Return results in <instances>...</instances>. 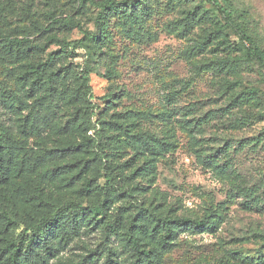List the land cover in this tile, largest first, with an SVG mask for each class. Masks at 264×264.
Wrapping results in <instances>:
<instances>
[{"label": "trees", "instance_id": "16d2710c", "mask_svg": "<svg viewBox=\"0 0 264 264\" xmlns=\"http://www.w3.org/2000/svg\"><path fill=\"white\" fill-rule=\"evenodd\" d=\"M77 2L97 9L94 31L56 13H49L43 23L26 12L24 22L12 0H0V71L15 64L12 76L21 87V94L3 93V109L15 122L11 126L8 118L0 119V264H121L119 249L130 264H166L183 234L214 233L218 221L158 208V193L135 183L156 179L160 158L175 148L174 136L159 137L141 128L133 112L115 109L116 62L106 49V30L112 21L129 33L139 30L157 0ZM166 2V7L179 9L174 23L190 42L187 53L195 66L214 74L218 93L226 96L229 108L238 109L240 116H234L233 124L245 128L264 121V91L244 88L240 74L244 67H255L264 85V46L253 13L237 9L229 0ZM56 27L78 28L82 37L69 41ZM51 46L59 49L48 52ZM80 50L84 64L63 65ZM94 73L112 83L100 98L103 106L94 102ZM64 108L72 110L63 122L57 114ZM185 125L198 137L205 134L208 120ZM45 132L48 138L39 152L28 147ZM262 144L264 131L238 148L260 149ZM195 145L204 167L216 173L232 168L229 142L216 148L200 145L197 139ZM122 146L131 147L133 155L123 158ZM53 186L70 192L54 198ZM232 189L244 199L245 208H264V187L250 188L240 178ZM92 234L100 240L95 248L86 242ZM75 245L84 254L63 259ZM229 254L234 262L228 264H246L244 254ZM257 264H264L262 257Z\"/></svg>", "mask_w": 264, "mask_h": 264}, {"label": "rangeland", "instance_id": "374dc122", "mask_svg": "<svg viewBox=\"0 0 264 264\" xmlns=\"http://www.w3.org/2000/svg\"><path fill=\"white\" fill-rule=\"evenodd\" d=\"M77 1L12 0L18 18L23 20L27 18L28 12L34 19L44 23L49 13H56L64 19L71 17L83 30L94 31L97 9L89 4L81 7ZM229 1L239 10L249 9L253 13L264 46V0ZM157 3L153 14L139 26V30L129 33L126 26L115 24L114 21L106 30V49L116 62L117 76L112 83L119 98L115 109L133 112L140 119L141 128L159 137L174 136L175 148L160 158L156 179L153 182L138 179L135 183L147 187L149 193H158L154 201V205L161 204L158 208L166 206L197 218L211 216L218 221L214 233L183 234L179 247L168 256L166 264H228V261L234 262L230 252L244 254L246 264H257L258 258L264 260V208H245L244 199L236 195L232 186L241 178L250 188L264 187V144L260 149L249 145L243 150L238 148L240 143L253 142L264 131V121L245 128L233 124L234 116H240L238 109L229 108L226 96L218 93L215 75L197 68L187 53L190 42L179 35L174 23L176 18H180L179 9L166 7V0H157ZM55 31L69 41L82 37L78 28L66 31L56 27ZM40 43L45 44V41L41 40ZM58 49L57 46H51L48 52ZM85 60L84 52L80 50L77 51V57L63 60V65L69 63L74 67L84 64ZM6 65L0 71V119L8 118L9 125L13 126L14 115L3 109L6 102L3 93L11 91L21 94V87L12 76L16 65ZM103 65L102 62V74L106 70ZM240 74L244 88H260L264 91L261 73L257 68L244 67ZM112 83L96 73L91 75L96 104L104 105L100 98L109 92ZM71 110L62 109L57 114L58 120L64 122ZM205 119L208 120V126L202 136L192 135L193 130L190 131L185 125L186 122H201ZM41 136L29 142L28 147L35 152L40 151L39 145L44 139L47 141L48 133ZM197 139L200 145L210 144L216 148L229 142L232 168L216 173L204 167L196 155L200 149L195 145ZM122 149L126 152L123 158L133 155L131 147L122 146ZM50 190L52 196L59 199L70 192L55 186L50 187ZM86 240L92 248L100 242L94 234ZM119 252V262L130 264L127 255L121 249ZM82 253L79 245H75L63 254V259Z\"/></svg>", "mask_w": 264, "mask_h": 264}]
</instances>
